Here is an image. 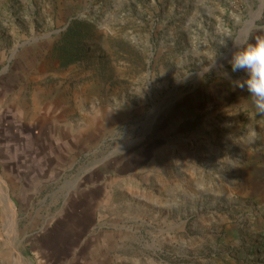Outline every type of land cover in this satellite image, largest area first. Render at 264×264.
<instances>
[{
    "label": "rangeland",
    "instance_id": "obj_1",
    "mask_svg": "<svg viewBox=\"0 0 264 264\" xmlns=\"http://www.w3.org/2000/svg\"><path fill=\"white\" fill-rule=\"evenodd\" d=\"M258 36L264 0H0V264H264V120L212 93Z\"/></svg>",
    "mask_w": 264,
    "mask_h": 264
},
{
    "label": "crops",
    "instance_id": "obj_2",
    "mask_svg": "<svg viewBox=\"0 0 264 264\" xmlns=\"http://www.w3.org/2000/svg\"><path fill=\"white\" fill-rule=\"evenodd\" d=\"M239 78H236L237 80ZM232 79H228L227 81L221 80L213 89V95H217V99L219 100V108L221 110H249L251 119L254 117L259 120H264V114H259L251 102V97H249V93L247 90H241L239 87L234 85V81ZM204 95V93H203ZM205 96V95H204ZM254 132L250 135H245L243 141L239 142V144L244 143L251 146L244 151V159H243V168L242 175L238 176L239 182L238 184L231 185L230 192H235L236 189L242 188L247 194H252L254 192L264 193V138L261 134L258 133L256 127L253 128ZM235 129L232 128L228 130V135L231 134V138L235 133ZM224 143V142H223ZM260 145V147L258 146ZM263 147V148H262ZM230 178L234 179L237 176L233 175ZM205 184L202 185V193L214 192L215 189L207 188Z\"/></svg>",
    "mask_w": 264,
    "mask_h": 264
},
{
    "label": "clouds",
    "instance_id": "obj_3",
    "mask_svg": "<svg viewBox=\"0 0 264 264\" xmlns=\"http://www.w3.org/2000/svg\"><path fill=\"white\" fill-rule=\"evenodd\" d=\"M236 50L228 63L233 73L243 71L246 75L234 81L241 90H247L252 105L259 114H264V36L255 42H235Z\"/></svg>",
    "mask_w": 264,
    "mask_h": 264
},
{
    "label": "bare ground",
    "instance_id": "obj_4",
    "mask_svg": "<svg viewBox=\"0 0 264 264\" xmlns=\"http://www.w3.org/2000/svg\"><path fill=\"white\" fill-rule=\"evenodd\" d=\"M17 254H18V255H17V257H16V258H17V260H18V261H20L21 254H20L19 252H17Z\"/></svg>",
    "mask_w": 264,
    "mask_h": 264
}]
</instances>
